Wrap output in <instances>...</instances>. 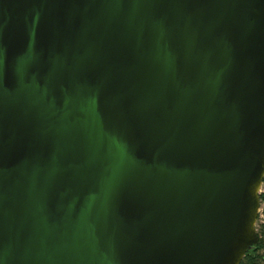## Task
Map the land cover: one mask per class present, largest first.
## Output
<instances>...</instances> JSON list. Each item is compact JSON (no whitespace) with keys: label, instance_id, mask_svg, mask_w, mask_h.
I'll return each instance as SVG.
<instances>
[{"label":"water","instance_id":"95a60500","mask_svg":"<svg viewBox=\"0 0 264 264\" xmlns=\"http://www.w3.org/2000/svg\"><path fill=\"white\" fill-rule=\"evenodd\" d=\"M264 180V0H0V264H240Z\"/></svg>","mask_w":264,"mask_h":264},{"label":"trees","instance_id":"16d2710c","mask_svg":"<svg viewBox=\"0 0 264 264\" xmlns=\"http://www.w3.org/2000/svg\"><path fill=\"white\" fill-rule=\"evenodd\" d=\"M260 200L264 201V195L260 196ZM257 236V244L246 252L240 264H264V224L259 229Z\"/></svg>","mask_w":264,"mask_h":264},{"label":"built area","instance_id":"2783aa9c","mask_svg":"<svg viewBox=\"0 0 264 264\" xmlns=\"http://www.w3.org/2000/svg\"><path fill=\"white\" fill-rule=\"evenodd\" d=\"M259 195H264V186L263 185H261V187L259 189ZM256 223L257 224L255 226H257V228L259 227V229L264 224V201L263 200L259 201Z\"/></svg>","mask_w":264,"mask_h":264},{"label":"rangeland","instance_id":"374dc122","mask_svg":"<svg viewBox=\"0 0 264 264\" xmlns=\"http://www.w3.org/2000/svg\"><path fill=\"white\" fill-rule=\"evenodd\" d=\"M262 185L264 186V184H263V183H262ZM260 196H261V195H259V201H261V200H260ZM256 224H257V223H256ZM258 229H259V227L257 228V226H255L256 234L259 232V230H258Z\"/></svg>","mask_w":264,"mask_h":264}]
</instances>
